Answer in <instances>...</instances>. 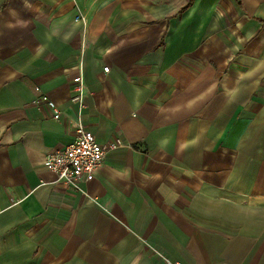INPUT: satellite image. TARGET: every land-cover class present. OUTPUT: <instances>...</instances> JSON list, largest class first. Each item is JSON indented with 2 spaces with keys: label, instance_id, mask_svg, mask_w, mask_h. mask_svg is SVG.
<instances>
[{
  "label": "crops",
  "instance_id": "0c3cea01",
  "mask_svg": "<svg viewBox=\"0 0 264 264\" xmlns=\"http://www.w3.org/2000/svg\"><path fill=\"white\" fill-rule=\"evenodd\" d=\"M78 76L121 143L80 190L44 165ZM165 259L264 264V0H0V264Z\"/></svg>",
  "mask_w": 264,
  "mask_h": 264
},
{
  "label": "built area",
  "instance_id": "2783aa9c",
  "mask_svg": "<svg viewBox=\"0 0 264 264\" xmlns=\"http://www.w3.org/2000/svg\"><path fill=\"white\" fill-rule=\"evenodd\" d=\"M81 19L85 20V15L79 12L75 20ZM104 71L108 72L109 66H104ZM73 87L75 92L70 98L71 101L77 103L78 111L74 117L69 118V124L74 129L75 139L64 148H55L48 152L44 165L56 173L57 180L80 190V181L93 179L101 168L107 152L121 143L114 141L103 144L97 141L95 134L86 128L81 119L82 110L87 107L85 98L87 95L94 96V92L87 89L82 76L74 78ZM39 104L49 108L55 120L62 119V112L48 95L43 94ZM165 264H182V262L165 259Z\"/></svg>",
  "mask_w": 264,
  "mask_h": 264
}]
</instances>
